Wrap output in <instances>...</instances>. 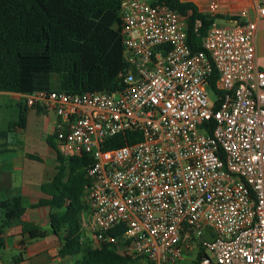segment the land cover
<instances>
[{"label":"built area","instance_id":"1","mask_svg":"<svg viewBox=\"0 0 264 264\" xmlns=\"http://www.w3.org/2000/svg\"><path fill=\"white\" fill-rule=\"evenodd\" d=\"M257 9L264 18V0ZM217 12L211 2L209 13ZM190 15L151 0H123L120 30L130 71L122 89L38 91L20 99L56 114L62 156L92 159L83 240L151 264H177L195 250L196 257L207 255L200 264H264V69L257 24L242 11L231 26L214 23L202 50L194 51ZM201 25L197 20L195 30ZM133 128L141 141L104 149L107 139ZM118 226L124 236H110Z\"/></svg>","mask_w":264,"mask_h":264},{"label":"trees","instance_id":"2","mask_svg":"<svg viewBox=\"0 0 264 264\" xmlns=\"http://www.w3.org/2000/svg\"><path fill=\"white\" fill-rule=\"evenodd\" d=\"M189 17V45L202 50V41L210 27L222 16L201 13L193 3L181 0H151ZM123 0H0V93L29 94L38 91H59L71 95L91 92H115L122 89L123 76L130 67L124 58L123 36L120 30V11ZM239 21L238 17L232 18ZM201 27L196 31V21ZM53 74H59V86L53 88ZM215 72L210 80L214 93ZM217 94V91H216ZM18 119L11 127L25 129L27 107L21 102ZM24 108V109H23ZM38 113L46 110L33 108ZM0 132V140L7 138ZM142 136L130 129L109 138L105 150L134 145ZM47 143L56 148L51 138ZM0 146V155L5 152ZM58 152V150H57ZM40 161V158L30 156ZM56 174L41 185L49 199L40 205L52 210V232L64 233L58 256L76 258L73 264H137L143 258H130L118 253L116 246L95 247L83 240L81 219L86 213L90 187L88 168L92 159L87 155L66 158L59 152ZM25 213L19 190L0 194V252L5 249V230L22 223ZM125 227L118 226L109 235L121 238ZM48 232H30L32 240L43 239ZM207 255L200 252L192 264H200ZM0 255V260H1ZM19 256L10 264H19ZM179 264V263H177Z\"/></svg>","mask_w":264,"mask_h":264},{"label":"crops","instance_id":"3","mask_svg":"<svg viewBox=\"0 0 264 264\" xmlns=\"http://www.w3.org/2000/svg\"><path fill=\"white\" fill-rule=\"evenodd\" d=\"M183 2L193 3L199 12L209 13V4L215 2L218 5L216 14L222 16L216 23L222 22V26H231L235 22L232 18L239 17L242 11L247 12V21L257 24L256 51L259 65L264 69V18L258 14V0H181ZM7 94V93H0ZM17 95V106L19 113L21 111V102L19 94ZM24 109V108H23ZM27 124L25 129H18L20 132L33 133L37 129L46 136V141L51 138L52 143L57 146L55 140V128L58 123V117L53 112L45 111L38 113L35 109L28 108ZM16 121V120H15ZM32 128V130H31ZM2 146H8L11 150V156L5 158L0 155V194L19 190L25 207V213L22 223L5 230L6 238L5 249L0 252L2 262H7L5 256L10 252H18L19 255H12L9 264L19 256L22 261L19 264H73L76 258L61 259L58 256L59 249L63 243L64 233L59 236L52 232L50 216L52 210L49 206L40 205L43 199H49L42 190L41 185L49 182L56 174L57 148L48 144V160L40 161L33 159L32 154L23 153L22 147L9 141V136L2 140ZM39 158V157H38ZM35 161L41 166L33 164ZM42 230L48 232V236L43 239L32 240L30 232ZM6 264V263H5Z\"/></svg>","mask_w":264,"mask_h":264},{"label":"rangeland","instance_id":"4","mask_svg":"<svg viewBox=\"0 0 264 264\" xmlns=\"http://www.w3.org/2000/svg\"><path fill=\"white\" fill-rule=\"evenodd\" d=\"M219 25L222 24V22H218ZM61 81V76L59 74H53L51 85L53 88L59 86ZM209 98L212 103L216 100V94L209 90ZM18 96L11 95V94H0V132H5L9 136V141H12L13 143H16L18 147H22L21 151L23 153L36 155L37 157L48 160V143L46 141V136L44 134H41V130L37 129L33 133L30 131L26 134L23 132H20V130H17V128L11 127V123L18 119L19 116V109L17 106V100ZM32 130V128H31ZM0 146H2V140H0ZM5 149L8 148V146L4 147ZM3 156L5 158L11 156V150H7L3 153ZM33 164L36 166H41L40 163L35 161ZM197 250L191 252L190 254H186L179 262V264H192L195 261ZM12 255H19L18 252H14L12 254L11 252L5 256V260L7 262H4L6 264H9V261L11 260ZM137 264H151L147 259L143 258L138 260Z\"/></svg>","mask_w":264,"mask_h":264}]
</instances>
